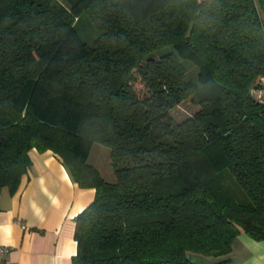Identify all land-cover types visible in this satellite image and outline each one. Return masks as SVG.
Masks as SVG:
<instances>
[{
	"label": "trees",
	"instance_id": "trees-1",
	"mask_svg": "<svg viewBox=\"0 0 264 264\" xmlns=\"http://www.w3.org/2000/svg\"><path fill=\"white\" fill-rule=\"evenodd\" d=\"M260 75L264 0H0V194L17 190L29 150L49 149L94 189L71 264H234L237 234L264 240ZM188 97L199 108L178 121ZM94 143L113 181L87 161Z\"/></svg>",
	"mask_w": 264,
	"mask_h": 264
},
{
	"label": "crops",
	"instance_id": "crops-1",
	"mask_svg": "<svg viewBox=\"0 0 264 264\" xmlns=\"http://www.w3.org/2000/svg\"><path fill=\"white\" fill-rule=\"evenodd\" d=\"M31 166L13 194H0V247L5 264H71L76 253L75 216L94 198V189L73 181L51 150H29ZM24 225L25 227H23ZM197 264L220 257L189 254ZM234 264H264V240L240 232L225 256Z\"/></svg>",
	"mask_w": 264,
	"mask_h": 264
},
{
	"label": "rangeland",
	"instance_id": "rangeland-1",
	"mask_svg": "<svg viewBox=\"0 0 264 264\" xmlns=\"http://www.w3.org/2000/svg\"><path fill=\"white\" fill-rule=\"evenodd\" d=\"M67 3V1H65ZM65 4V3H64ZM76 29L79 36L89 45L94 41L97 35V30L94 28L91 21L86 14H82L79 20H76ZM172 46L167 45L148 53L147 57L158 58L165 52L171 51ZM182 62L188 69V77L191 81L197 82V67L191 61L182 59ZM199 106L194 98L188 97L182 100L179 104L174 106L171 110L176 120L180 121L185 117L193 115ZM87 161L95 166L100 175L108 181L114 180L111 159L109 155V148L105 145L94 143L89 153Z\"/></svg>",
	"mask_w": 264,
	"mask_h": 264
},
{
	"label": "built area",
	"instance_id": "built-area-1",
	"mask_svg": "<svg viewBox=\"0 0 264 264\" xmlns=\"http://www.w3.org/2000/svg\"><path fill=\"white\" fill-rule=\"evenodd\" d=\"M250 95L257 102L264 104V75H260L255 83L250 88ZM25 227L24 225H22ZM9 251L8 247H0V264H5V256Z\"/></svg>",
	"mask_w": 264,
	"mask_h": 264
}]
</instances>
